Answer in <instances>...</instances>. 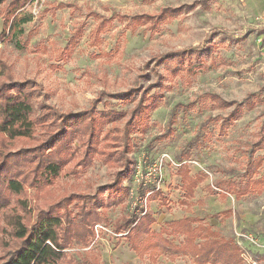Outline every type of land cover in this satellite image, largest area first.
I'll return each instance as SVG.
<instances>
[{"label": "rangeland", "instance_id": "rangeland-1", "mask_svg": "<svg viewBox=\"0 0 264 264\" xmlns=\"http://www.w3.org/2000/svg\"><path fill=\"white\" fill-rule=\"evenodd\" d=\"M8 1L0 6V32ZM179 6L184 11L156 28L151 20L134 19ZM263 8L264 0H32L24 6L30 20L22 24L21 35L0 42V58L11 67L13 80L36 84V89L28 85L27 90L40 92L47 112L50 108L79 112L96 104L97 110L123 112L115 122L122 128L141 89L147 91L143 96H160L144 125L136 121L129 133V155L140 169L152 168L165 157L161 171L152 170L144 185L134 180V171L123 183L124 192L109 187L121 166L103 164L100 157L84 169L74 167L75 173L65 174L64 169L58 181L37 197L30 175L24 182L30 220L38 205L53 197L69 192L94 194L103 188L95 208L98 219L91 224L94 235L86 244L76 241L67 248L77 264L85 255L96 264H195L189 254L172 257L149 243L156 233L181 242L183 233L172 231L171 222L182 217L212 226L223 238H234L245 264H264V191L236 198L215 187L219 181H244L248 160L264 154V99L242 109L232 123L223 122L236 103L251 94L264 96V24L258 20ZM206 40L211 44L209 53L201 61L192 57L191 66L176 70L173 63H161L156 57L202 46ZM4 78L0 75V81ZM213 94L236 103L221 106L211 98ZM37 143L38 139L17 138L8 147L16 150ZM105 144V150L112 151ZM182 153L187 154L184 163L174 166ZM256 172L255 176L264 173V162ZM190 178L197 179L191 196L186 193ZM154 183L161 193L153 199L146 194L141 204L145 197H140V191ZM10 204H16L12 197ZM141 207L150 212L153 222L149 233L141 234L135 243L126 236L127 230L119 232L117 226ZM67 210L74 216L78 208L72 203ZM7 229L3 215L0 253Z\"/></svg>", "mask_w": 264, "mask_h": 264}, {"label": "trees", "instance_id": "trees-1", "mask_svg": "<svg viewBox=\"0 0 264 264\" xmlns=\"http://www.w3.org/2000/svg\"><path fill=\"white\" fill-rule=\"evenodd\" d=\"M5 1L0 0V6ZM31 1L9 0L3 7L5 16L0 42L23 33L22 24L30 20V14L24 12L23 8ZM182 7H163L156 16L140 14L134 16V19L142 22L151 20L152 27L156 28L169 16L184 11ZM192 7L193 5H190L187 8ZM102 28L103 24L99 31ZM210 48L211 44L206 40L202 46L161 52L156 57L161 63H173L171 67L179 70L188 64L191 66L193 58L201 61ZM10 69L11 67L0 58V75L6 76L0 81V183L3 184L0 191V217L7 216L8 225L7 238L2 241L0 264H77L75 258L67 254V248L76 241L86 244L87 239L94 235L91 224L98 219L95 208L100 204L98 193L103 188L94 194L69 192L53 197L46 205H38L34 219L30 220L24 182H27L30 175L29 184L37 197L45 194L58 181L64 169L65 174H72L78 171L74 167L84 169L100 157V161L108 166L120 164L121 168L114 174L109 187L124 192L127 188L123 183L131 178L137 166L136 161L129 155L132 149L129 133L136 121L141 120L140 125H144L149 114L158 105L160 96H143L147 91L141 89L142 95L131 108L130 116L121 128L116 126L115 122L121 120L123 112L97 110L96 104L79 112H61L52 108L47 112L42 102L43 97L39 96L40 92L34 94L27 90L28 85L36 89V84L32 85L28 80H13ZM252 95L239 104L214 94L211 98L224 107L236 103L228 117L223 120L230 124L242 109H250L254 101L264 99V96ZM116 96L120 97L122 93ZM17 138L38 139V143L16 150L10 149L9 141ZM106 142L112 151L105 150ZM119 144V149L114 148ZM186 155L182 153L178 161H183ZM70 162H74L73 166H70ZM263 162L264 154L248 160L244 181H219L215 187L224 195L233 194L236 198L253 191H264V173L255 176ZM186 186V193L191 196L197 186V179L190 178ZM148 191V199H153L161 193L160 190L146 188L140 191V197L144 198ZM11 197L16 204H10ZM72 203L78 208L74 216L67 210V206ZM197 221L189 217L173 220L172 231L182 232V241L176 244L161 233H156L149 242L150 246L160 247L172 257L180 253L189 254L195 264H245L241 249L234 238H223L212 226L202 225ZM152 222L153 217L149 211L143 207L137 208L134 214L123 218L117 226V231L127 230L126 236L136 243L141 234L149 233ZM194 222L197 223L196 226H193ZM81 263L96 264L86 255Z\"/></svg>", "mask_w": 264, "mask_h": 264}, {"label": "built area", "instance_id": "built-area-1", "mask_svg": "<svg viewBox=\"0 0 264 264\" xmlns=\"http://www.w3.org/2000/svg\"><path fill=\"white\" fill-rule=\"evenodd\" d=\"M258 20H259V23L261 24H264V8H263V11L262 13L258 16ZM165 157L162 156L158 162V164H154L152 166V168H139V166L137 165L136 166V169H135V173L137 174V177L136 179H134L138 185H144L145 184V180L146 179H151L152 178V170L156 171V172H160L161 171V160H163ZM184 162L182 161H178V162H174V166H182ZM154 182V180H153ZM155 185H153V190H160V188L157 186L156 183H154ZM159 184V183H158ZM150 193V191H148V193H146L147 195ZM145 197V196H144ZM147 197V196H146ZM146 197H145V200H140V203L143 204L145 201H146ZM143 199V198H142ZM144 209H146L145 207H143ZM251 241L255 242V240L253 238H250Z\"/></svg>", "mask_w": 264, "mask_h": 264}]
</instances>
